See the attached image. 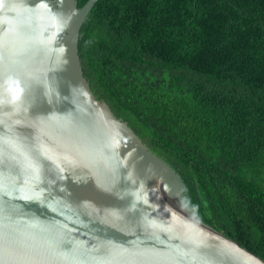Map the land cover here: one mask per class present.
I'll return each instance as SVG.
<instances>
[{"label": "water", "instance_id": "obj_1", "mask_svg": "<svg viewBox=\"0 0 264 264\" xmlns=\"http://www.w3.org/2000/svg\"><path fill=\"white\" fill-rule=\"evenodd\" d=\"M99 1L0 0V264H264L92 91L79 43Z\"/></svg>", "mask_w": 264, "mask_h": 264}, {"label": "trees", "instance_id": "obj_2", "mask_svg": "<svg viewBox=\"0 0 264 264\" xmlns=\"http://www.w3.org/2000/svg\"><path fill=\"white\" fill-rule=\"evenodd\" d=\"M79 49L96 97L181 175L188 209L264 261V0H100Z\"/></svg>", "mask_w": 264, "mask_h": 264}, {"label": "bare ground", "instance_id": "obj_3", "mask_svg": "<svg viewBox=\"0 0 264 264\" xmlns=\"http://www.w3.org/2000/svg\"><path fill=\"white\" fill-rule=\"evenodd\" d=\"M203 228H206V229H208L207 227H204V226H203Z\"/></svg>", "mask_w": 264, "mask_h": 264}]
</instances>
